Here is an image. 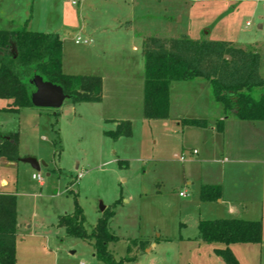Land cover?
<instances>
[{
  "label": "rangeland",
  "instance_id": "1",
  "mask_svg": "<svg viewBox=\"0 0 264 264\" xmlns=\"http://www.w3.org/2000/svg\"><path fill=\"white\" fill-rule=\"evenodd\" d=\"M107 1L77 0V5H72L70 0H0V30L23 26L17 20L26 18L31 31L60 34L65 74L90 75L118 68V78L129 72L134 80L132 89L119 90L124 97L120 104L111 99L103 104H73L68 98L59 110L0 113V130L18 134L20 153L34 152L48 165L38 172L44 181L40 186L32 179L28 164L16 162L12 166L0 158L1 176L14 188L18 182L16 264H103L94 257L92 245L67 236L58 227V217L72 213L74 197L84 211L88 231L102 217L101 205L106 210L118 201L110 229L119 240L110 243L109 250L116 260L132 258L125 264H225L215 253L224 245L198 239L200 220L228 215L215 202L200 200L201 186L209 180L205 178L208 168L194 163L197 156L192 152L199 150V156L205 153L204 140L220 148L222 135L212 136L209 129L231 117L228 131L233 128L232 133L237 132L235 115L225 114L212 98L209 82L198 79L205 88L181 84V99L174 88L178 83H171L170 116L145 120L140 48L148 37L186 35L193 40L227 41L260 55V76L264 80V0ZM110 17L122 21L118 30L106 26ZM81 25H85V31L78 33ZM77 36L81 39L78 44ZM134 46L141 51H133ZM106 48L109 55L103 52ZM262 94L264 87L257 89L256 96ZM207 104L209 110L203 115L199 106ZM176 105L189 114L186 118L207 120L208 127L200 130L201 135L175 119ZM106 118H115L116 123L131 118V137L113 140L106 136V131L116 128L115 121ZM257 125L259 132L253 136L246 132L240 140L234 134L228 136L236 153L242 147V158L264 160V122ZM183 155L185 161L181 162ZM221 155H212L217 161L211 167L216 171L231 167L226 173V196H245L253 201L261 197L257 210L251 209V215L244 218L262 216L257 218L264 227V163L233 166L222 162ZM80 173L83 177L78 179ZM186 180L191 184L186 185ZM180 193L186 196L180 197ZM139 241H145L147 248L143 249ZM263 244H233L229 248L240 264H264Z\"/></svg>",
  "mask_w": 264,
  "mask_h": 264
},
{
  "label": "trees",
  "instance_id": "2",
  "mask_svg": "<svg viewBox=\"0 0 264 264\" xmlns=\"http://www.w3.org/2000/svg\"><path fill=\"white\" fill-rule=\"evenodd\" d=\"M142 55L145 120L167 119L171 83L196 79L209 82L212 98L222 105L225 114L232 113L242 121L264 120V94L256 96L257 89L264 87L260 76L261 58L257 52L234 47L227 41L193 40L182 35L178 38L148 37L143 42ZM35 76L60 86L73 104L102 101L101 77L64 73L63 42L59 34L31 31L27 25L13 31L0 30V101L7 102L2 112L19 114L22 109L35 108L31 102L36 90L32 84ZM55 115L58 116L59 111ZM180 122L183 126L208 127L204 119H182ZM223 126V121L216 122V131L222 133ZM105 134L113 140L131 137L132 123L118 121L115 130ZM18 149V134L0 131V158L16 162ZM221 196L220 185H203L200 191V200L204 203L216 202ZM115 204L106 209L88 231L84 211L74 197L72 213L60 215L58 227L63 228L67 236L92 245L94 257L103 264H125L132 258L116 260L109 250V244L119 240L110 229ZM262 235L261 220L220 218L203 219L198 223L199 240L225 246L215 249L225 264H240L230 245L259 244ZM139 242L143 249L147 248L145 241ZM16 244L17 199L14 194L0 193V264H16ZM127 251H131V246Z\"/></svg>",
  "mask_w": 264,
  "mask_h": 264
},
{
  "label": "crops",
  "instance_id": "3",
  "mask_svg": "<svg viewBox=\"0 0 264 264\" xmlns=\"http://www.w3.org/2000/svg\"><path fill=\"white\" fill-rule=\"evenodd\" d=\"M103 1L108 2L107 0H103ZM23 14H24V11H22V15ZM10 20L15 22L14 20H16V19L10 18ZM19 21H22V22H19ZM19 21L17 20L18 23H23V26H24V25H28L29 19L22 18V20H19ZM122 24H123L122 21L117 19L116 17H110L109 19L106 20V26L109 27L113 31L114 30L115 31L118 30L121 27ZM23 26H20V27L17 26L15 28H13V30L19 29V28H21ZM13 30H5V31H13ZM78 30H79L78 33H83L85 31V25H81ZM128 32L129 31H127L126 33H128ZM46 33H57V34H59L57 31L46 32ZM59 36H60V34H59ZM78 37L79 36H77V38ZM63 41L64 40H62V42ZM143 42H144V39H143ZM141 47H143V45ZM140 49H142V48H140ZM140 49L136 48L135 46L132 48V50L135 51V52L141 51ZM103 52L105 53V55H109L108 54V52H109L108 48H106V50L103 49ZM117 52H118V50H117ZM143 60H144V58H143ZM63 68H64V64H63ZM143 69H144V66H143ZM118 71H119V69L116 68L114 70L113 69H104V70H101V71H98V72H95V71L94 72H90L91 76H98V77L102 78V81H103V92H102V101H101L102 104L105 103L106 100H108V99H111L112 101L116 102V104H120V102L123 101L124 97H123V93L119 92V90L129 89V88L132 89L133 88L134 80L131 77L130 73L129 72L125 73L126 79H124V77H125L124 73H123L122 78H118V75H119V72H120V71L119 72ZM143 76H144V71H143ZM196 80H198V79H196ZM196 80L185 81V82H176V83H178V85H175V87H174L176 89V96L178 95L179 99H181V97H182L179 94L180 93L179 91L183 88L182 86H184V85H181V84H190V86H193V87L195 86L196 89L197 88L199 89L201 86H203V87L205 86L203 83H200L201 81H196ZM144 81H145V76H144ZM171 86H170L169 116H170V114L172 112V109H173V105H172V87ZM203 87H201V88H203ZM140 89L141 88H139V90H138L139 94H140ZM130 95L132 96V94H130ZM143 96H144V85H143ZM177 99H178V97H176V100ZM6 105H7V102L0 101V113H3V114L5 113V112H2L1 110L3 108H5ZM208 106H209L208 104L204 105V106L203 105L199 106L200 111L203 113V115H204V112H207L209 110ZM24 110H30V109H22L19 114H21ZM175 115H176L175 119L178 120V121H181L182 119H202V118H186V117H188L187 115H189V114H187L186 111H183L182 109H180L178 105H176V108H175ZM201 117H205V116H201ZM235 118H236V116H235ZM106 119L111 120V121H115L114 124H115V126L117 125V123H116L117 119H115V118H113V119L106 118ZM231 120H232L231 117L230 118L227 117V118L224 119L223 132L220 133L222 135V138H223V140H222L223 143H222V145L220 144V148L216 144H215V147H213V145L210 146L211 143H209L207 140H204V142L202 144H203V148H204L205 153H203L201 156H199L200 155L199 150L194 149L193 152H192V155L197 156V159H196V161H193V162L194 163H198V165H201V166L203 165V166L208 168V171H207L208 174L206 173L205 178L209 179V180H206L208 182H205V185H214V186L220 185L221 188H222L221 199L217 200L215 203L218 206L223 207V210L228 215V217L227 216H218L219 217L218 219H220V218H237L236 216H238V217H242L241 219H246V220H259L260 218H262V216H259V215L255 216L256 218H244V216L245 215H251V214H248V213L251 212V209L257 210V207H258V205L260 204V202L262 200L261 197H258V199L254 200V201L251 198L245 197V196L244 197H240V199H237L236 197H227L226 196V186H225L226 173H229V171L231 170V167L228 168L229 169L228 171L224 170L223 168H221L219 171H216V170L213 169V167H211L212 164L216 163L215 161H217V160H214L212 155H215V154L217 155L218 153L222 154L221 156L224 157L221 160L222 162L229 163L230 165H233V166H236V165H253V166H257V165H262L264 163V160H262L260 158H253V157H250V158L244 157V158H242L240 156L241 152L243 151L242 147L240 146V148H239V154L236 153L234 151V149L232 148L231 143H229V139H228V136L230 134H232V135L234 134V137L239 138V140L241 138H245L246 133L248 134V136H253L257 132H259V128L257 127L258 126L257 124L263 123L264 120H261V121H242V120H239L238 118H236L235 122L237 124L236 126H237L238 129H237V132L235 131L233 133H232V129L233 128H231V131H228V128H229L228 122H230ZM122 121H130L131 122V118H125ZM233 124H235V123H233ZM189 127H191V126H189ZM234 127H235V125H234ZM193 128L196 129L195 132H198V134H200V135L202 134V131H200V130H203L202 128H196V127H193ZM242 129L243 130L246 129V130L243 132ZM209 130H210L212 136L215 133L218 134V132L216 131L215 127H212ZM0 131L3 132V133H10L8 131H2V130H0ZM122 138H124V137H122ZM119 139H117V140H119ZM226 141H227V144H226ZM250 146L252 148L254 147L252 144H250ZM227 147L229 148V150H227ZM218 150H219V152H218ZM195 151H196V154H194ZM245 151H246V148H245ZM18 153H19V159L25 158V157H33V158H36L39 162H44L43 161L44 159L42 157H40L38 154L34 153V152L28 153L27 155H22L20 153V148H19L18 149ZM228 158L229 159L232 158V160H229ZM19 159L16 162L22 163V162L19 161ZM8 162L12 166L16 163V162H11V161H8ZM181 162H184V161H181ZM209 164H210V167H209ZM233 166H232V168H233ZM29 167H30V165H29ZM45 167H48V165H45ZM238 169H240V168H238ZM31 170L34 172V170L32 168H31ZM33 172H32V175L35 172H37V171H35L34 173ZM0 180H1L0 193H3V194H14L17 197L16 193L18 191L17 190L18 189L17 188L18 182H17L15 188L13 186H10L9 183H8V180L5 178V176H1V173H0ZM43 182L42 183L38 182V184L40 186H43L44 185ZM185 182H186V185H190L191 184L187 180ZM202 186H201V188H202ZM244 194H246V193H244ZM207 203H212V202H207ZM251 206H252V208H251ZM17 209H18V201H17ZM256 213H258V211ZM260 215H262V214H260ZM17 216H18V213H17ZM257 217H260V218H257ZM18 230H19V222H18V217H17V234H18ZM263 243H264V227H263V235H262V244ZM260 246L264 248V244L260 245ZM250 249H251V252L253 254V252H254L253 249L252 248H250Z\"/></svg>",
  "mask_w": 264,
  "mask_h": 264
},
{
  "label": "water",
  "instance_id": "4",
  "mask_svg": "<svg viewBox=\"0 0 264 264\" xmlns=\"http://www.w3.org/2000/svg\"><path fill=\"white\" fill-rule=\"evenodd\" d=\"M35 92L31 95V102L35 108H49L59 110L64 101L68 99L63 89L55 84L44 81L40 76H35L32 80ZM20 162L30 165V167L39 172L45 166L44 162H39L36 158L25 157L19 159ZM101 212L105 211V207L101 205Z\"/></svg>",
  "mask_w": 264,
  "mask_h": 264
},
{
  "label": "built area",
  "instance_id": "5",
  "mask_svg": "<svg viewBox=\"0 0 264 264\" xmlns=\"http://www.w3.org/2000/svg\"><path fill=\"white\" fill-rule=\"evenodd\" d=\"M70 2L72 3V5H77V0H70ZM247 25H249V23H247ZM80 41H81V39H80V37H78L75 42L78 44V43H80ZM84 43H88V41L87 40H84ZM194 154H196V151L194 152ZM180 160L181 161H185V155H183ZM82 177H83V173H80L78 175V179H80ZM32 179L35 180V181H37V182H39V183H42L43 182V178L41 177V175L38 172H35L32 175ZM0 183H1V180H0ZM179 196L180 197H185L186 194L185 193H180ZM80 264H85V263L82 262Z\"/></svg>",
  "mask_w": 264,
  "mask_h": 264
}]
</instances>
